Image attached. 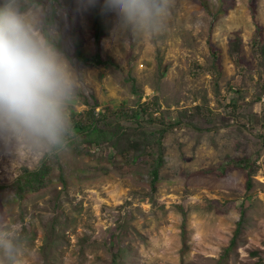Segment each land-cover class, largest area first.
I'll return each instance as SVG.
<instances>
[{"label":"rangeland","instance_id":"1","mask_svg":"<svg viewBox=\"0 0 264 264\" xmlns=\"http://www.w3.org/2000/svg\"><path fill=\"white\" fill-rule=\"evenodd\" d=\"M17 3L46 40L47 29L76 92L67 150L0 143V229L20 236L19 264H264V0H176L156 35L125 27L107 0ZM73 31L90 62L76 58ZM94 119L120 135L117 146L85 140L78 126ZM154 129L156 189L142 139ZM43 162L52 183L14 199L23 169Z\"/></svg>","mask_w":264,"mask_h":264},{"label":"clouds","instance_id":"2","mask_svg":"<svg viewBox=\"0 0 264 264\" xmlns=\"http://www.w3.org/2000/svg\"><path fill=\"white\" fill-rule=\"evenodd\" d=\"M125 27L148 35L167 25L176 0H107ZM76 96L69 66L19 11L0 2V143L15 141L19 154L67 150L76 136L69 101ZM27 148V151L23 150ZM0 229V264H19L23 247Z\"/></svg>","mask_w":264,"mask_h":264},{"label":"trees","instance_id":"3","mask_svg":"<svg viewBox=\"0 0 264 264\" xmlns=\"http://www.w3.org/2000/svg\"><path fill=\"white\" fill-rule=\"evenodd\" d=\"M94 15H95V31H94V37L95 42L98 50L101 48V39L103 36V29L104 24L101 20V13L96 8L94 9ZM47 39L50 42V38L47 34V29H45ZM76 32L73 31L71 35V41L75 47V56L79 60H82L84 62H90L91 58L89 55L85 54L82 50L81 44L79 41L76 40ZM239 38L235 41H232L231 44H233V47L237 48ZM211 52L214 54L216 59L218 58V49L211 43ZM58 48L62 50V46L58 45ZM96 62L98 63H104L102 60V57L100 53L97 54ZM78 128L82 129V131H85V140L89 142L90 144H102L104 142H109L113 146H117L118 142L121 141L120 135L118 133L114 132L113 130L105 127L102 123H100L98 120H93L92 122L88 124H80ZM158 129L154 130H144L142 132V136L145 138H142L144 141V146L148 147L147 153L153 156L154 161V168L152 170L154 174V181L152 182L153 189H156V183L159 175V170L164 165L163 161V150H162V134L160 136H157ZM152 141H158L159 143V149H155L151 144ZM53 167L52 165L43 162L40 167L37 169L31 170L29 168H24L23 172L20 174V176L15 181V197L14 199H20L25 197L27 194L36 192L41 190L42 188L47 187L52 183V178L50 176V173L52 171ZM60 179H63V176L61 174ZM187 216L184 217L183 221V233L186 234L187 228H186V219ZM243 230V217H241L240 221L238 222V226L234 232V236L230 241V244L225 248L224 254L222 258L226 257V255L233 250L237 244H238V238ZM185 236V235H184Z\"/></svg>","mask_w":264,"mask_h":264}]
</instances>
